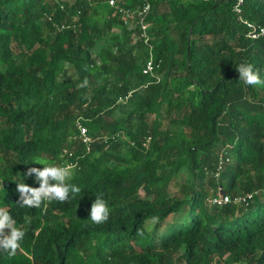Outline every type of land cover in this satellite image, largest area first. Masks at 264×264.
Here are the masks:
<instances>
[{
  "label": "trees",
  "instance_id": "16d2710c",
  "mask_svg": "<svg viewBox=\"0 0 264 264\" xmlns=\"http://www.w3.org/2000/svg\"><path fill=\"white\" fill-rule=\"evenodd\" d=\"M148 1L145 41L141 0H0V208L25 233L0 264H264V84L236 70L264 79V0ZM43 164L81 191L22 207Z\"/></svg>",
  "mask_w": 264,
  "mask_h": 264
},
{
  "label": "clouds",
  "instance_id": "9594fccd",
  "mask_svg": "<svg viewBox=\"0 0 264 264\" xmlns=\"http://www.w3.org/2000/svg\"><path fill=\"white\" fill-rule=\"evenodd\" d=\"M239 79L245 85L264 84L259 72L254 70L251 64H240L236 66ZM87 84V80L83 82ZM72 166H58L55 164H43V168L31 167L25 176H33L38 182V187H32L26 183H18L21 206L39 208L44 201L68 199L69 193L81 191L79 186L74 183H66L72 176ZM109 208L102 195L96 196L92 202L89 218L93 223L101 224L108 219ZM15 221L9 211L0 208V251L14 254L21 246L25 233L23 230L14 226ZM7 229V231H5Z\"/></svg>",
  "mask_w": 264,
  "mask_h": 264
},
{
  "label": "built area",
  "instance_id": "2783aa9c",
  "mask_svg": "<svg viewBox=\"0 0 264 264\" xmlns=\"http://www.w3.org/2000/svg\"><path fill=\"white\" fill-rule=\"evenodd\" d=\"M142 4L134 10H130L129 8H121L120 11L122 12V19L123 23L126 24V26L131 27V24L133 21L136 22V24L140 28V36L143 37V39L146 41L148 39L147 35V22L146 18L150 11V3L148 0H141ZM244 0H235L234 10L237 14L241 13V8ZM114 0H108V4L110 6L114 5ZM242 22L245 23L247 27L246 36L250 39H258L259 37H264V26L259 24H254L248 20L243 19ZM153 69V62L152 58L149 57V59L146 61L145 69L146 72H151ZM79 136L81 137L83 142H88V136L86 134V127L79 125ZM228 200L227 195H219L212 199L213 203L216 204H223Z\"/></svg>",
  "mask_w": 264,
  "mask_h": 264
},
{
  "label": "rangeland",
  "instance_id": "374dc122",
  "mask_svg": "<svg viewBox=\"0 0 264 264\" xmlns=\"http://www.w3.org/2000/svg\"><path fill=\"white\" fill-rule=\"evenodd\" d=\"M38 161L39 162H42V163H45L44 160H38ZM170 189L175 190L176 189V186L174 184H171V188ZM5 231H7V229ZM223 261L226 262V263H229V261H227V259H224Z\"/></svg>",
  "mask_w": 264,
  "mask_h": 264
}]
</instances>
